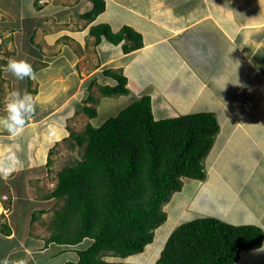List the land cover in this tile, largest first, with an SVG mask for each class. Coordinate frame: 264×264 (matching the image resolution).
Wrapping results in <instances>:
<instances>
[{
	"label": "crops",
	"instance_id": "0c3cea01",
	"mask_svg": "<svg viewBox=\"0 0 264 264\" xmlns=\"http://www.w3.org/2000/svg\"><path fill=\"white\" fill-rule=\"evenodd\" d=\"M78 3L80 0H45L39 5L40 9L33 7L28 12L24 11V6L18 7L23 23H15L19 25L17 31L29 35L30 48L38 50L29 54L31 65L36 67L35 76L34 80L23 83L22 92L33 97L38 116L34 114L16 136L0 129V162L4 159L11 162V170L3 176L0 174V214L10 232L0 230V236L6 239L16 236L8 220L16 197L7 178L16 171L21 134L27 138L24 146L30 155H34L35 145L42 146L43 136H51V144L45 149L43 160L38 162L43 163L45 169L39 177L31 175L29 182L39 178L41 187L45 184V189L52 190L58 175L49 174V150L59 138L67 136L65 130L71 125L73 114L77 111L76 119L82 121L77 127L82 128L87 123L99 126L104 119L96 120L102 110L108 112L118 108L120 111L121 106L125 107L145 94L151 96L156 119L211 111L219 122V130L204 159L205 178H183V188L169 200L173 213L180 214L179 210L184 211L188 202L197 201L199 194L202 210L196 211L198 215L216 216L235 224H256L264 232V0H105V10L94 20L82 17L88 9H69L70 5ZM115 11L126 16L123 21L113 24L111 13ZM105 12L109 19H100ZM80 20L82 24L78 25ZM98 23H108L114 31L123 25L132 26L142 34L143 46L125 52L122 43L113 44L105 38L97 42L90 28ZM36 31H45L46 38L44 33L41 35L43 41L36 35L34 38L32 35ZM86 38L93 45L84 53L80 41ZM52 41L54 45H50ZM49 48L56 51L49 53ZM29 51L23 52L27 55ZM56 61L60 70L69 65L66 74L59 72V81L72 79L69 95L77 99L68 114L54 117L55 111L66 106L67 98L57 108L39 112L47 99V96L41 97L43 85L54 83L58 78L55 73L48 78L50 73L46 72ZM40 68H44V75L37 73ZM108 68L127 77L129 93L118 97L99 96L96 102L90 88L99 90L100 85L116 83L113 77L104 73ZM8 75L10 84L9 79L5 81L8 92L0 96L3 103L0 116L5 114L10 88H17L15 78L9 72ZM68 85H59V88H68ZM92 95L97 114L90 117L83 106L91 105L88 100ZM47 127L48 134L45 133ZM31 163L24 167L36 165V162ZM190 184L191 195L186 190ZM33 196L36 198V194ZM32 223L31 218L30 227ZM30 230L37 231L47 240V231ZM49 244L45 241L42 249ZM72 246L67 249H75ZM234 264H264V237L260 247L242 251Z\"/></svg>",
	"mask_w": 264,
	"mask_h": 264
},
{
	"label": "trees",
	"instance_id": "16d2710c",
	"mask_svg": "<svg viewBox=\"0 0 264 264\" xmlns=\"http://www.w3.org/2000/svg\"><path fill=\"white\" fill-rule=\"evenodd\" d=\"M90 1L82 17L94 20L105 10V0ZM90 33L97 42L105 38L122 43L125 52L143 46L142 34L130 25L114 31L110 24L98 23ZM104 73L116 83L100 85L102 95L129 93L122 72L108 68ZM83 109L90 117L97 114L95 106ZM218 130L211 111L156 119L151 96L145 94L101 125L87 123L79 133L71 131L72 145L84 147V152L59 170L55 187L44 197L64 199L46 242L77 245L90 238V243L76 249L77 259L61 264H136L105 256L140 253L153 241L155 230L168 217L164 205L183 188V178H205L204 159ZM4 227L10 232L7 224ZM263 237L256 224L194 217L172 230L154 264H234L242 251L260 247Z\"/></svg>",
	"mask_w": 264,
	"mask_h": 264
},
{
	"label": "rangeland",
	"instance_id": "374dc122",
	"mask_svg": "<svg viewBox=\"0 0 264 264\" xmlns=\"http://www.w3.org/2000/svg\"><path fill=\"white\" fill-rule=\"evenodd\" d=\"M41 2L43 3L45 2V0H35L34 3L33 0H0V96H3L6 94V92H8V88H6L5 81L9 79L8 85L10 84V77L6 68L4 67V65H7V61L12 57H19L30 62L28 59L30 52L38 51L37 49L30 48V42L28 41L29 35H23L19 31H17L19 25H15V23H23V20H20L19 14L21 13V11L18 9V7L24 6V11L28 12L29 10L31 11L33 7L40 9L41 7H39V5L42 4ZM52 2H59V0H52ZM91 5L92 2L90 0H80V3L76 5H70L69 9L71 11H82L84 9H89ZM15 11L16 13H14ZM106 12L101 16L100 19H109L107 18L108 15L106 14ZM124 16H126L124 13H119L116 11L112 12L111 22L115 24L119 20L123 21L125 19ZM80 24H82L81 20L79 21L78 25ZM43 33L45 37V31H36V33H33L32 36H34L35 38L36 35L37 39L40 40L42 37L41 35ZM80 42H82L80 43L82 52L85 53L86 51H90L89 47H92L93 44L89 39L86 38L85 40H81ZM52 43H54V41H52L50 45H54ZM83 46L84 48H82ZM26 49H30L27 55H25L23 52ZM54 51H56L54 48H49V53ZM68 66L69 65L67 64V67ZM67 67H64L62 70H60L59 62L56 61L53 67H51V69H47L46 72H48V74L50 73L48 78H50L51 74L53 73H55L56 77L58 78L54 81V83H51L49 85H43L44 93L43 95L41 94V97L44 99L45 96H47V99L42 106V111L39 112L40 114L43 113V111H45L46 113L57 108L59 104L66 98V106L61 107L60 109H58V111H55L53 114L54 117L60 114H68L70 107L75 104L77 98L69 95L70 90H72L73 80L68 79V81H59V77H61V75H59V72L62 71L64 74H66ZM33 69H36L34 65ZM43 70L44 68H40L37 73L40 72L43 74L45 72ZM48 78L46 79V81H49ZM15 80L17 87L16 89L20 90L22 93L24 88L23 83H28V81L34 80V78H25L24 80H17L15 78ZM68 83V88H59V85L66 86V84ZM12 90L13 88H10V91ZM89 92L94 94L96 102L98 101L99 96H104L99 92V90H97V88H90ZM113 96L118 97L120 95ZM96 102H90V104L94 106ZM2 104V101H0V105ZM123 107L124 106H121L120 108L119 106L120 109H122ZM117 110L118 108H111L108 112L102 110L99 115V118L96 121L104 119L101 122L102 124L107 118L116 115L119 112V110ZM35 112H37V110ZM77 113L78 112L76 111L73 114L74 116H72L71 118L73 119L71 125L66 127L67 130H65V132H67V136L65 138H59V141L53 144V147L49 150L48 155L50 157V164H48L49 166L47 165V168H50L49 174L51 176L55 177L56 175H58L59 170H61L65 165L74 163L77 159L82 157L84 147L72 145V143L75 144V140L70 135L71 131L79 133L85 127V125L82 128H80L79 125L77 127V124L82 123V121L76 119ZM35 115L38 116V114ZM52 118H49L48 120L51 121ZM74 120H76V124L73 123ZM49 127L46 128L47 130H45V133L47 134L49 132ZM57 132L60 133V129H58ZM19 138V144L21 148H19V158L17 155L18 163H16L15 166L16 171L9 174L10 178H7L9 179L7 181L12 185L13 190L15 191L14 195L16 197L13 202L12 211L8 217L9 223L14 229L16 236L12 239H6L0 236V264H61L67 260H75L78 258L76 249H84L85 247H87L90 243V238H85L81 243L77 244V246H72V248L74 247L75 249L71 250L67 249L71 248L69 247L70 245L59 244L55 242H51L45 249H42V246L45 244L46 241L45 238L39 236L37 234V231L34 232L30 230L31 228H39L41 233H43L42 231H47V236L49 237L53 231L51 223L55 216V212L56 210L61 209L64 204V199L62 198H44L45 195L48 194L51 190L45 189L47 187L45 184L43 185L44 188L41 187V181L39 178L32 179L31 182H29V178L31 177V175H33L34 177H39L41 176V172L45 169V165L43 163L38 164V162L43 160V156L46 152L45 149L51 144V136L49 134L47 138L43 136L42 139H44V142L42 146L40 145L36 147V145L33 144V146L35 145L33 150L34 155L31 153V159L30 157L28 158L29 152L28 149L24 146L25 141L27 139L26 136L21 134V137L19 136ZM31 155L29 154V156ZM28 162H36V165L33 167H24V165H26ZM21 164L23 165V167H21ZM10 167L11 162L7 159H4V162H0V174L3 176L4 172L11 170ZM49 183L51 184L53 183V181ZM186 190H189L187 192L190 193L189 195L193 193L190 192L192 190L191 184L186 188ZM34 194H36V198H34ZM196 200L197 201L191 203L188 202L189 208L186 207L184 211L180 209V214L173 213L172 207L169 202L166 203L164 205V209L167 211L168 217L155 230V236L153 241L149 243L142 252L128 255L126 257L105 256V258L109 260H122L136 264H154L156 259L159 257L169 234L172 232L173 229H175L180 223L190 220L194 217L206 216L198 215L196 213V211L199 213L202 210L198 203L201 201L199 198V194H197ZM207 201L209 202V199H207ZM40 210H42L43 212ZM34 212H36V220L33 221L30 227V220ZM2 217L3 215L0 214V230L5 232L4 226L6 223L4 222L6 220ZM36 222L40 225H36ZM31 232H33L34 235ZM25 248L29 250V253L26 252ZM63 249H65V251H62ZM9 252L12 253L11 256L8 255ZM6 256H9V258L7 259Z\"/></svg>",
	"mask_w": 264,
	"mask_h": 264
},
{
	"label": "clouds",
	"instance_id": "9594fccd",
	"mask_svg": "<svg viewBox=\"0 0 264 264\" xmlns=\"http://www.w3.org/2000/svg\"><path fill=\"white\" fill-rule=\"evenodd\" d=\"M247 44V37L244 38ZM6 70L17 80L34 78L35 73L30 62L22 58L12 57L7 61ZM4 115L0 116V129L11 136L20 134L25 125L35 114V102L27 92L21 93L18 89L9 92L4 106Z\"/></svg>",
	"mask_w": 264,
	"mask_h": 264
}]
</instances>
